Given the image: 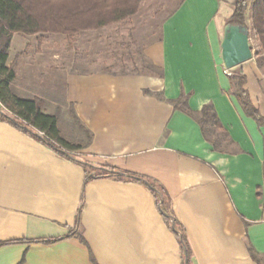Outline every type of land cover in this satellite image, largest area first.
I'll use <instances>...</instances> for the list:
<instances>
[{
    "label": "crops",
    "instance_id": "1",
    "mask_svg": "<svg viewBox=\"0 0 264 264\" xmlns=\"http://www.w3.org/2000/svg\"><path fill=\"white\" fill-rule=\"evenodd\" d=\"M232 2L178 0L158 37L142 47L141 56L161 75L143 68L75 69L84 59L75 60L72 46L45 52L40 44L63 35L14 34L9 46L13 93L40 97L46 107L36 90L61 82L62 105L91 133L72 155L150 177L165 189L187 238L189 264H264V125L229 94L221 57ZM128 34L114 33L121 41ZM252 52L232 69L243 71L250 100L264 117V64L259 67ZM181 95L192 112L211 104L231 143L207 141L197 121L168 101ZM84 175L78 161L0 121V241L31 240L1 245L0 264H93L91 255L97 264H184L181 243L149 188L107 177L83 185ZM47 239L58 240L35 241Z\"/></svg>",
    "mask_w": 264,
    "mask_h": 264
},
{
    "label": "trees",
    "instance_id": "2",
    "mask_svg": "<svg viewBox=\"0 0 264 264\" xmlns=\"http://www.w3.org/2000/svg\"><path fill=\"white\" fill-rule=\"evenodd\" d=\"M143 0H0V121L13 126L15 129L29 135L42 145L55 153L78 161L84 170L83 185L97 178H112L139 182L145 185L153 194L157 207L173 233L181 243L184 264H189L190 249L187 238L180 222L176 219L172 203L165 189L150 177L140 175L127 170H122L108 164H93L86 160H78L70 152L81 150L91 140V133L83 127L72 108L71 116L87 135L84 145L69 142L63 138L57 126V115L43 111L44 101L40 97L23 98L13 93L11 83L15 80V70L8 63L9 46L14 34L33 36L37 34H54L65 37L78 33L99 31L114 23L126 21L135 16ZM251 9L252 35L258 41L259 50L255 53L256 63L259 67L264 64V0H233L232 12L225 23H237L246 25V13ZM249 31V32H250ZM141 66L144 70L154 75H161L158 69L149 60L141 56ZM229 79V94L234 96L243 112L253 118L258 125H264V117L258 108L253 105L249 94L245 89L246 77L240 68L232 69ZM147 93H150L146 91ZM161 98V95L155 94ZM188 96H179L177 99L168 100L174 108L183 109L199 124L204 137L213 144L224 141L227 133L222 129L214 107L211 104L204 105L200 111L192 112L187 107ZM42 133L43 135H40ZM83 206V192L77 213L75 225L80 223V215ZM74 234L73 232L70 233ZM77 237L86 243L80 233ZM58 239L35 240L51 243ZM25 241H0V246ZM251 258L257 261L258 257L253 249H250ZM91 262L97 264L91 255ZM20 264V263H19Z\"/></svg>",
    "mask_w": 264,
    "mask_h": 264
},
{
    "label": "rangeland",
    "instance_id": "3",
    "mask_svg": "<svg viewBox=\"0 0 264 264\" xmlns=\"http://www.w3.org/2000/svg\"><path fill=\"white\" fill-rule=\"evenodd\" d=\"M252 1L250 0V3ZM177 2L178 0H143L138 13L135 15L136 17L132 19V22H129L131 27L129 23L128 25L122 24L121 26L112 25L106 30H100L98 32L78 33L65 38L60 36L55 38L54 36V38L51 37L50 41L41 42L40 44L43 45V51L45 52L49 50L62 52L67 45L72 46L75 60L77 59L79 61L84 59L83 64L74 63L73 67L75 69H87L90 67L99 70L127 69L133 72H141L144 71L140 65L143 45L158 37L161 20L171 12ZM250 15L251 9L249 8L245 16L248 24L251 21ZM248 26L250 29V25ZM117 31H128V37L125 36L122 41L119 40L114 35ZM251 32H249L250 44L253 51L257 52L259 49L258 41ZM105 37L108 38V43L104 41L106 40ZM119 42L121 43L120 48L118 47ZM106 44H108L107 48L105 47ZM92 62H96L97 65L93 66L91 64ZM122 62L125 65L118 67L117 65ZM48 78L46 76L41 82L45 87L50 82ZM62 86V83L57 81L52 89L45 90L42 88V91L34 90L43 94V98L46 99V107L43 105V108L57 115V126L61 136L69 142L84 145L87 140V135L80 125L74 121L71 116L70 107L64 104L62 105ZM50 100H53L56 104L49 102ZM73 155L76 156V154Z\"/></svg>",
    "mask_w": 264,
    "mask_h": 264
},
{
    "label": "water",
    "instance_id": "4",
    "mask_svg": "<svg viewBox=\"0 0 264 264\" xmlns=\"http://www.w3.org/2000/svg\"><path fill=\"white\" fill-rule=\"evenodd\" d=\"M252 56L247 25L225 24L221 41V57L225 68L232 69L251 59Z\"/></svg>",
    "mask_w": 264,
    "mask_h": 264
},
{
    "label": "built area",
    "instance_id": "5",
    "mask_svg": "<svg viewBox=\"0 0 264 264\" xmlns=\"http://www.w3.org/2000/svg\"><path fill=\"white\" fill-rule=\"evenodd\" d=\"M225 74L230 75L231 74L230 69H225ZM40 135H43V134L40 133Z\"/></svg>",
    "mask_w": 264,
    "mask_h": 264
}]
</instances>
